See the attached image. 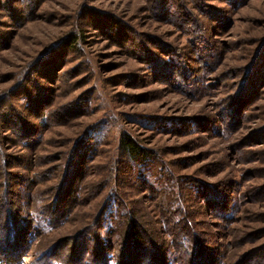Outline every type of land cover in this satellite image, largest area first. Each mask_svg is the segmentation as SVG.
<instances>
[{
	"label": "rangeland",
	"instance_id": "374dc122",
	"mask_svg": "<svg viewBox=\"0 0 264 264\" xmlns=\"http://www.w3.org/2000/svg\"><path fill=\"white\" fill-rule=\"evenodd\" d=\"M130 217L140 264H264V0H0V245L124 264Z\"/></svg>",
	"mask_w": 264,
	"mask_h": 264
},
{
	"label": "trees",
	"instance_id": "16d2710c",
	"mask_svg": "<svg viewBox=\"0 0 264 264\" xmlns=\"http://www.w3.org/2000/svg\"><path fill=\"white\" fill-rule=\"evenodd\" d=\"M167 15L169 16L173 14L170 12L169 14H166V16ZM170 17L172 18V16ZM66 40H67L66 42H68L69 44H72L73 42L76 41V39H74V37H71L70 35H68ZM262 47L263 46L260 45L259 47L260 49L257 51L258 53L255 56V58L259 55V51L261 50ZM121 143L127 154L133 159L139 161H144L146 159L148 160L149 154L143 148H141L135 141L130 139L129 136H124V138L121 139ZM198 193L200 194L201 198L209 206L212 207L211 204L215 200L216 194L213 192H211V194L206 193V191L204 190L198 191ZM221 206L223 207V203L221 204ZM9 227L7 228L8 232L10 233V236L8 238L15 239V241L12 242L11 244L9 242L8 246L5 245V247L0 245V262L5 264H17L19 263L18 259L21 258L22 254L14 252L16 249L15 244L16 242H20V240L24 241V235L26 232H22L23 227L22 228L19 226L17 227L15 224L12 223L10 224ZM148 234L149 233L146 232V230L143 227H141L134 218L130 217L127 220V230L123 239L124 251L122 257L125 259L124 264H140L144 262L145 260L148 259L150 251L152 252L151 257L153 259L155 260H157L158 258L161 259L160 257H158V252L156 251L158 250V246L159 249H161L160 244H156V242H154L152 237H149ZM186 240H190L188 238V235H186ZM19 245L20 244L18 243L17 247ZM191 246H192L190 252L191 256L189 257L190 264H216L215 255L207 247L203 246L202 244H200V242L197 241L191 244ZM105 247L107 250V245ZM163 253H164L163 255L165 256V251H163ZM108 255L109 254L107 252V256ZM12 257H17V258L15 259ZM109 257L110 256H108V259Z\"/></svg>",
	"mask_w": 264,
	"mask_h": 264
}]
</instances>
